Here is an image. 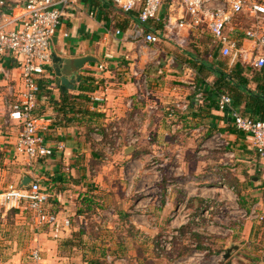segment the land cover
Masks as SVG:
<instances>
[{
	"label": "crops",
	"instance_id": "obj_1",
	"mask_svg": "<svg viewBox=\"0 0 264 264\" xmlns=\"http://www.w3.org/2000/svg\"><path fill=\"white\" fill-rule=\"evenodd\" d=\"M25 1L6 0L0 24L8 14H22ZM116 10L102 0H70L63 12L51 43L52 65L38 81L37 114L48 125L47 143L55 151L36 162V173L25 168L18 173L19 128L9 108L20 100L21 72L12 59L0 61V192L20 186L25 177L48 188L47 211L58 221L42 226L46 231L35 238L47 264H93L104 254L141 262L168 234L177 236L176 264H225L231 246L239 245L231 258L244 252V242L235 237L249 239L260 220L244 213L255 210L261 216L264 208V156L252 137L236 128L232 114L244 107H235L232 99V106L220 111L221 96L213 92L220 72L229 73L240 62L231 58L220 68V59L227 58L208 34L209 45H186L201 32L185 34L183 47L144 44L132 35L138 21ZM54 54L63 60L92 57L97 63L84 67L75 90L61 89ZM197 65L205 66L200 80ZM241 66L248 72L244 81L255 90L253 71L259 69ZM90 79L96 87L90 100L71 98ZM179 102L189 103V111L169 119L168 106ZM113 128L121 150L107 158ZM221 201L223 210L218 205L210 218L196 223L206 204Z\"/></svg>",
	"mask_w": 264,
	"mask_h": 264
},
{
	"label": "built area",
	"instance_id": "obj_2",
	"mask_svg": "<svg viewBox=\"0 0 264 264\" xmlns=\"http://www.w3.org/2000/svg\"><path fill=\"white\" fill-rule=\"evenodd\" d=\"M112 4L127 15H137V25L132 30L136 39L144 44L156 46L168 41L183 47L185 34L201 32L210 36L213 46L223 58H235L244 65L257 69L264 68V0H102ZM70 5V0H26L23 13L18 17L4 16L0 24V61L4 58L13 60L21 72L23 89L20 100L10 106V120L19 132L15 151L31 166L41 159L54 155V148L47 143L48 125L37 114L40 86L38 81L52 65L51 43L61 25L63 12ZM7 6L6 0H0V7ZM166 8V14L163 10ZM155 27L147 30L150 23ZM157 26V27H156ZM154 29V30H153ZM121 34L120 31L117 32ZM104 69V66H100ZM197 86L193 88L197 90ZM199 101L203 100L201 92ZM99 101V98H96ZM186 110L187 106H180ZM232 106V99L221 96L218 109L225 111ZM176 109L168 110V117L173 118ZM236 128L252 137L258 154L264 156V121L244 117L232 109ZM177 117V116H176ZM120 134L112 129L110 142L105 145V155L110 158L121 148ZM50 194L39 180L34 179L27 189L11 185L0 193V205L20 207L28 205L34 214L37 228L56 225L58 218L47 211ZM209 202L196 218H210L212 212L223 210L225 204ZM244 218L263 219L252 211L244 213ZM68 225L69 223L66 222ZM176 235L162 236L156 245V251L163 255L173 251ZM108 261L111 259L108 258ZM30 264H47L42 251L36 248L30 258Z\"/></svg>",
	"mask_w": 264,
	"mask_h": 264
},
{
	"label": "rangeland",
	"instance_id": "obj_3",
	"mask_svg": "<svg viewBox=\"0 0 264 264\" xmlns=\"http://www.w3.org/2000/svg\"><path fill=\"white\" fill-rule=\"evenodd\" d=\"M116 11H119L118 9ZM166 14V8L163 10V15ZM200 39L204 41V43H211L209 37L206 33L204 35L199 36V39L190 37L188 43L186 44L189 47H196L200 46ZM166 42H162L159 45H165ZM169 44V43H168ZM213 45V44H212ZM212 45H210V50L212 48ZM218 58H221L218 54H216ZM223 58V57H222ZM210 59V57H209ZM221 61H226L227 63L231 62V58H227L226 60L220 59ZM180 106H187L186 110H181ZM172 103L168 106V110L171 108L176 109V114L173 118H169L171 120L175 119L176 116H181L182 113L189 111V103L179 102V104ZM168 112V111H167ZM218 146V142L215 143V147ZM121 150V149H120ZM119 152V151H118ZM117 154V152H116ZM115 154V156H116ZM23 162H18V170L19 174L21 175L24 173L23 168H25V171H33L35 168H33L36 163L28 167H25L27 165L24 158ZM229 167V166H226ZM33 168V169H32ZM234 169V168H233ZM221 171V168H219ZM35 171V170H34ZM33 171V172H34ZM226 172V170H225ZM36 173V172H34ZM42 186L44 185L43 182ZM45 187V186H43ZM4 191L0 192L3 193ZM256 200V199H252ZM248 202V201H246ZM259 201L251 202L249 203V208L257 205ZM49 210V209H48ZM52 210V208H51ZM260 212V220H255L256 225L253 229V233L251 237L246 240L241 239V237L236 236L238 240H241V242H244L243 245V254H238V252L234 253V256L236 258L230 259L229 264H264V208L262 210H259ZM41 229V230H40ZM40 229L37 228L36 221L34 214L29 210L28 205L26 203H22L20 207L16 206H7V205H0V264H30V258L32 252L36 249V241L35 238L37 234L42 233L43 231H46L45 228L40 227ZM40 230V231H39ZM231 239H228L227 242H229ZM175 243L173 245V248L175 249ZM174 249L171 253H165L163 255H160L156 249L152 251V254H150L148 257H146L143 261H136V262H121V260L118 259H111L110 261H106V264H176ZM173 261V262H172ZM229 261V260H228Z\"/></svg>",
	"mask_w": 264,
	"mask_h": 264
},
{
	"label": "trees",
	"instance_id": "obj_4",
	"mask_svg": "<svg viewBox=\"0 0 264 264\" xmlns=\"http://www.w3.org/2000/svg\"><path fill=\"white\" fill-rule=\"evenodd\" d=\"M132 19L137 21V15L133 13L130 15ZM153 27H155L154 23H150L147 26V30H151ZM157 27V26H156ZM154 30V29H153ZM198 39V38H197ZM200 46L205 45L204 41L202 39L199 40ZM161 44V43H160ZM210 44V43H209ZM227 62L226 61H220L219 66L220 68H227ZM205 66L204 65H197L196 69H198V77L197 79H202L200 74H202ZM246 67L241 66L240 64H237L234 69L231 70V72H224L221 71L217 82L214 85V91L218 96H228L231 99H233L235 103V107L241 108L244 107L243 110H239L241 115L244 117H248L254 120H263L264 121V68L253 71V82L257 85L256 89L253 90L248 87V82L244 81L246 78V74L248 73ZM198 82L200 83V81ZM96 87L94 86L93 82H91V79L88 80L87 83H83L80 86L81 94L78 97H71V98H77V99H84V100H90L89 95L95 92ZM70 97V95H67L64 100L62 101L63 104L66 102V98ZM236 109V108H235ZM104 259L97 260L93 264H106L107 255L102 256ZM231 261H226L225 264H229Z\"/></svg>",
	"mask_w": 264,
	"mask_h": 264
},
{
	"label": "water",
	"instance_id": "obj_5",
	"mask_svg": "<svg viewBox=\"0 0 264 264\" xmlns=\"http://www.w3.org/2000/svg\"><path fill=\"white\" fill-rule=\"evenodd\" d=\"M89 63H97L92 57H84L79 59H61L55 54L53 55V64L55 71L56 86L61 89L75 90V86L81 82L82 77L80 72ZM33 183V179L25 177L20 185V189H27ZM239 249V245H233L228 248L227 253L224 256V260L228 261L231 259L234 251Z\"/></svg>",
	"mask_w": 264,
	"mask_h": 264
}]
</instances>
